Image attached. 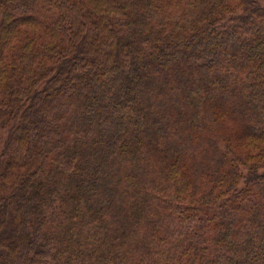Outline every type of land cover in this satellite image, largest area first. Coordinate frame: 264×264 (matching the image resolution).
<instances>
[{
    "label": "trees",
    "instance_id": "16d2710c",
    "mask_svg": "<svg viewBox=\"0 0 264 264\" xmlns=\"http://www.w3.org/2000/svg\"><path fill=\"white\" fill-rule=\"evenodd\" d=\"M0 264H264V0H0Z\"/></svg>",
    "mask_w": 264,
    "mask_h": 264
}]
</instances>
